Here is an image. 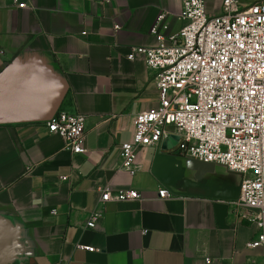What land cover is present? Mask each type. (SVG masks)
Segmentation results:
<instances>
[{
  "label": "crops",
  "instance_id": "0c3cea01",
  "mask_svg": "<svg viewBox=\"0 0 264 264\" xmlns=\"http://www.w3.org/2000/svg\"><path fill=\"white\" fill-rule=\"evenodd\" d=\"M220 3L205 0L206 12ZM180 10L181 0H0V264H263L246 245L260 225L231 205L241 175L180 155L171 136L141 148L133 174L118 169L134 116L159 99L154 71L127 54L158 44L160 13V32L176 33ZM58 109L85 116L84 152L47 131ZM105 187L140 198L101 203ZM161 187L175 194L159 199Z\"/></svg>",
  "mask_w": 264,
  "mask_h": 264
},
{
  "label": "built area",
  "instance_id": "2783aa9c",
  "mask_svg": "<svg viewBox=\"0 0 264 264\" xmlns=\"http://www.w3.org/2000/svg\"><path fill=\"white\" fill-rule=\"evenodd\" d=\"M179 17L180 29L165 36L160 32L167 29L165 13H160L150 29L158 44L129 49L127 59L142 55L154 71L159 99L134 116L132 137L119 148L118 169L133 174L141 148L176 135L180 155L241 175L231 205L241 209V219L260 225L246 245L262 249L264 264V0H221L216 15L206 12L205 0H181ZM44 124L72 153L85 151L84 115L58 109ZM173 195L165 187L157 190L159 199ZM139 198L136 189L100 191L101 203ZM96 216L91 214L87 227L93 228Z\"/></svg>",
  "mask_w": 264,
  "mask_h": 264
},
{
  "label": "water",
  "instance_id": "95a60500",
  "mask_svg": "<svg viewBox=\"0 0 264 264\" xmlns=\"http://www.w3.org/2000/svg\"><path fill=\"white\" fill-rule=\"evenodd\" d=\"M57 110H55V111H53L51 114H49L45 119H44V121H46V120H48L49 118H51L52 117V115L56 112ZM178 139V137L176 136V135H172L169 139H167L166 141L167 142H171V143H175V140H177ZM162 142V141H161ZM160 142V143H161ZM173 194H175L173 191H171ZM238 192H239V186H238V188H237V190H236V193H235V195L233 196V197H231V200H235L236 198H237V196H238Z\"/></svg>",
  "mask_w": 264,
  "mask_h": 264
},
{
  "label": "rangeland",
  "instance_id": "374dc122",
  "mask_svg": "<svg viewBox=\"0 0 264 264\" xmlns=\"http://www.w3.org/2000/svg\"><path fill=\"white\" fill-rule=\"evenodd\" d=\"M241 3H246V2H249L251 0H239Z\"/></svg>",
  "mask_w": 264,
  "mask_h": 264
}]
</instances>
